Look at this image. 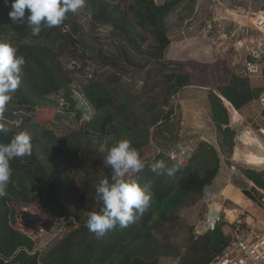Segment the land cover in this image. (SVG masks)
Masks as SVG:
<instances>
[{
    "label": "trees",
    "instance_id": "1",
    "mask_svg": "<svg viewBox=\"0 0 264 264\" xmlns=\"http://www.w3.org/2000/svg\"><path fill=\"white\" fill-rule=\"evenodd\" d=\"M194 2L131 0L124 6L122 0H86L91 31L109 28L116 41L123 40L148 58L139 64L126 51L109 54L88 42L76 14H67L61 26L43 27L33 36L26 19L13 23L9 18L11 0L8 4L0 0V43L15 47L17 55L25 59L21 84L12 105H7L4 120L21 111L34 113L47 96L60 92L73 109L69 99L73 78L62 70L60 57L97 61L101 69L112 68L123 77L132 69L146 71L140 91L121 85L120 77L112 81L103 72L99 76L93 73L80 90L95 112L89 121L59 137L48 130L40 136L36 129L29 132L31 155L10 162V183L6 195L0 197V264H159L161 259L208 264L222 250V222L196 235L195 227L181 215L202 201L205 187L218 174L220 160L217 150L205 141L198 143L188 160L183 158L175 125L177 110L171 100L191 85L190 72L183 64L163 60L171 44L174 19L181 21ZM203 44L209 46L210 42ZM150 64L153 66L147 68ZM228 77L227 84L216 86V91L236 110L258 97L246 78L233 73ZM208 102L213 123L223 132L225 143L233 146L234 133L228 127L229 115L222 100L210 92ZM44 113L46 116L34 118L32 126L37 128L47 119L48 113ZM80 116L77 112L78 119ZM8 128L0 133V143H9L21 132ZM122 139L131 141L145 163L135 178L153 193L152 202L128 227L117 225L97 237L86 227L87 214L102 207L96 187L100 180L111 179L112 169L105 159L108 150ZM152 143L159 150L148 158ZM156 160H163L166 169L176 165V173L168 176L166 169L160 175L152 172L149 165ZM73 171L74 177L70 175ZM243 177L254 186L243 192L246 197L253 199L256 189L264 191V170H246ZM73 182L79 183V195ZM235 192L229 185L220 195L230 197ZM67 218L73 223L66 227L73 229L52 238L44 250H33L44 231ZM26 225L36 226L40 233L25 232Z\"/></svg>",
    "mask_w": 264,
    "mask_h": 264
},
{
    "label": "rangeland",
    "instance_id": "2",
    "mask_svg": "<svg viewBox=\"0 0 264 264\" xmlns=\"http://www.w3.org/2000/svg\"><path fill=\"white\" fill-rule=\"evenodd\" d=\"M122 1L124 6H126L131 0ZM262 8H264V0H195L192 10L181 15V21L178 18L174 19L175 27L169 33L171 46L168 49L166 48L163 53V60L185 65L186 70L190 72V76L193 79L191 86L183 88L171 100V104L177 110L175 125L179 150L192 149V154L200 141L211 143V145L214 144L213 146L218 151L219 156L226 162L228 169V175L225 176L226 182L231 181L242 192L251 190L247 180L243 177V173L246 170L258 171L260 168L251 167L241 162H233L236 165V170L231 173L230 164L232 162L233 149L231 151V144L227 145L225 143L226 139L223 132L215 124L212 125L210 123L207 97L209 90H214L216 85L226 82L229 78L228 76L232 73L240 74L244 49L237 45L241 38L236 36V24L237 22L248 24L251 16L247 12H256ZM76 16L83 28V34L86 36L87 41L96 48L104 49L109 54H117L121 50L126 51L139 64L145 63L148 59L146 56L134 51L123 40L116 41L115 38L110 36V29L107 27H99L91 31L87 5ZM243 16H246V18ZM211 20L219 24L212 23L207 34L205 28ZM209 35H212L213 38H209ZM81 52L79 51V53ZM59 62L62 70L73 78L70 86L72 95L69 98L73 101V109H71V103L65 98L63 92H60L47 96L34 109V113L21 111L16 113L19 117L14 116L10 120L3 119L2 122L7 127L18 128L21 132L27 131L28 133L36 129L39 136L42 135L43 130L52 131L58 137L66 135L71 131L78 130L93 115V110H91V107L80 93L83 84L92 77L93 73L99 76L103 72L104 76H110L112 81H114L115 77H120V84L131 89L130 91H140L142 81L145 79V70L138 72L132 69L127 77H123L116 75L117 73L112 68L101 69L99 62H94L93 60L83 61L80 56L73 58L68 56L60 57ZM83 62L87 66H83ZM152 66L150 64L147 68ZM256 90L259 96L264 87ZM9 104L12 105L11 103ZM44 112L48 113L47 119L37 128L32 126L34 118L46 116ZM77 112L81 115L80 119L77 118ZM100 149L103 150L104 148L100 147ZM158 150L157 146L152 143L148 158H152ZM70 175L74 177V171ZM73 185L75 186V194L79 195V183L73 182ZM210 191L212 193L215 189ZM256 194L252 193V197H258ZM215 201L217 200L215 199ZM229 206L231 204L226 202L225 207L231 209ZM206 209L207 203L205 198H203L197 205L184 209L181 215L185 217L190 225L195 226V224L205 221L202 216ZM254 210L257 211L256 208ZM261 211L264 212L263 210ZM258 215L259 217H264L261 212ZM68 223H73V220L67 218L65 221L53 226L48 232L44 231L39 237L40 242L39 245H36L35 251L44 250L52 238L64 236L73 229L66 227ZM26 226V229L24 228L25 232L29 234L35 232L34 235L40 233V230L35 228L36 226ZM175 262L173 259H161L159 264H175Z\"/></svg>",
    "mask_w": 264,
    "mask_h": 264
},
{
    "label": "clouds",
    "instance_id": "3",
    "mask_svg": "<svg viewBox=\"0 0 264 264\" xmlns=\"http://www.w3.org/2000/svg\"><path fill=\"white\" fill-rule=\"evenodd\" d=\"M4 2L8 4L9 0ZM85 6L86 0H11L9 18L13 23L24 22L26 19L32 35L38 36L43 27H59L64 23L67 14H78ZM88 21L90 23V17ZM24 64V57L17 55L15 47L0 43V133L9 131L2 122L3 114L21 84ZM94 113L93 111V115ZM31 139V134L23 131L16 134L9 143H0V197L6 195L10 183V162L15 158L31 155ZM105 163L112 169V175L110 180H100L96 187L102 207L99 212L88 213L86 220V227L97 237L103 236L117 225L126 228L134 223L148 210L153 196L148 186L141 185L135 178L136 174L144 170L145 163L130 140L122 139L111 147ZM149 167L158 175L164 174L166 169L163 160H156ZM176 171V165L166 169L168 176H173ZM39 242L40 238L35 242L34 251Z\"/></svg>",
    "mask_w": 264,
    "mask_h": 264
},
{
    "label": "built area",
    "instance_id": "4",
    "mask_svg": "<svg viewBox=\"0 0 264 264\" xmlns=\"http://www.w3.org/2000/svg\"><path fill=\"white\" fill-rule=\"evenodd\" d=\"M247 14L251 16L248 24H236V36L241 38L237 45L244 49L239 75L264 83V9ZM214 22L211 20L207 24L208 30ZM258 106L261 112L260 123L251 128L264 146V90L258 96ZM191 152L192 149L182 151L183 157L189 159ZM257 203L264 208V199ZM218 222L226 223L220 213L210 209L207 220L195 230V234L202 235L204 231L214 229ZM223 236L225 242L222 250L208 264H264V225L261 229H256L248 224L245 216H237L231 225L223 228Z\"/></svg>",
    "mask_w": 264,
    "mask_h": 264
},
{
    "label": "crops",
    "instance_id": "5",
    "mask_svg": "<svg viewBox=\"0 0 264 264\" xmlns=\"http://www.w3.org/2000/svg\"><path fill=\"white\" fill-rule=\"evenodd\" d=\"M262 9H264V8H262ZM205 30H206L207 34L210 31V30H208V28H205ZM209 38H213L212 35H209ZM170 46H171V44L167 47V49ZM234 74L237 75L238 77H241V78L243 77V76H240L239 74H237L236 72H234ZM262 74H264V70H263ZM190 78H191V85H192L193 79L191 76H190ZM243 78H245V77H243ZM228 79L226 82H223V83L218 84V85H226L228 82ZM246 79L248 80V84H249L250 88L252 90H254V92H257L256 89L260 90L261 88L264 87V83H260L259 80L249 79L247 77H246ZM218 85H216V86H218ZM186 88H188V87H186ZM210 92H213L217 97L219 95L216 91V87L214 90H209L208 95ZM219 96L221 97V95H219ZM207 99H208V97H207ZM208 105H209V102H208ZM238 112L243 117L247 126L255 128L256 125L260 123V119H261V115H260L261 112H260V108L258 106V97L255 98L253 101L245 104L240 110H238ZM208 117H209L210 123L212 125H214V123L211 119L210 106H209ZM210 145H211V143H210ZM231 147H232L231 148V151H232L233 146H231ZM182 155H183V153H182ZM218 156H219V153H218ZM185 160H188V159H185ZM219 160H220V163H219L220 167H219V171H218L217 176L213 180L212 184L205 187V189H204V197L203 198H205V200H206L207 209H206L205 213L203 214L202 218H205V221H206L208 214H209V210L211 209L213 212H215L213 207H214V205H218V206H220V208H219L220 211L217 213H220L221 217L226 221V223L223 226L224 229H225V227L231 225V223L234 221V219L237 216H241V215L245 216V219L247 220L248 224L251 227H254L256 229H261L264 225V217H259L258 213L261 212L264 214V212L261 211V210L264 211V208L261 207L257 203V201H261L262 199H264V195L261 194V193H264V191L256 189V191H257L256 195L258 197H254L253 199H249L248 197H246L243 193L245 191L242 192L240 189H237L231 181L226 182L225 176L228 175V173H227L228 169L226 166V162L220 156H219ZM230 170H231V173L236 170V165L233 164V162H231V164H230ZM262 170H264L263 167L260 168V170H258V171H262ZM229 176H230V174H229ZM248 184L250 185L251 189L254 187L252 183L248 182ZM229 185L231 187H233L236 192L230 197H224V196L220 195L221 190L223 188L229 186ZM213 189H215V191H212V193H210L211 192L210 190H213ZM259 191H261V192H259ZM215 199L217 201H215ZM226 202H229V204H231V206H229V208H231V209H228L227 207H225ZM255 208L258 212L254 210ZM260 208H261V210H260ZM249 212H250V214H248ZM256 212H257V214H255ZM205 221L199 222L197 225L195 224V226H194L195 230H197L199 227H201V225ZM203 229H206V228H203ZM205 232L206 231H204V233ZM222 234H223V229H222ZM224 242H225V239H224ZM175 264H177V263L175 262Z\"/></svg>",
    "mask_w": 264,
    "mask_h": 264
},
{
    "label": "water",
    "instance_id": "6",
    "mask_svg": "<svg viewBox=\"0 0 264 264\" xmlns=\"http://www.w3.org/2000/svg\"><path fill=\"white\" fill-rule=\"evenodd\" d=\"M218 97L229 115V129L234 133L232 162H241L251 167H264V146L254 130L247 126L241 114L224 98Z\"/></svg>",
    "mask_w": 264,
    "mask_h": 264
},
{
    "label": "bare ground",
    "instance_id": "7",
    "mask_svg": "<svg viewBox=\"0 0 264 264\" xmlns=\"http://www.w3.org/2000/svg\"><path fill=\"white\" fill-rule=\"evenodd\" d=\"M262 144V143H261ZM263 145V144H262ZM223 199V198H222ZM241 199V198H240ZM239 200V199H238ZM214 211L215 212H219L220 210H219V208H220V206H218V205H214Z\"/></svg>",
    "mask_w": 264,
    "mask_h": 264
}]
</instances>
